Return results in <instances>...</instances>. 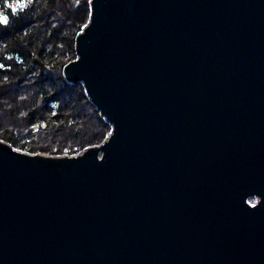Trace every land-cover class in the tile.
<instances>
[{
  "label": "water",
  "instance_id": "obj_1",
  "mask_svg": "<svg viewBox=\"0 0 264 264\" xmlns=\"http://www.w3.org/2000/svg\"><path fill=\"white\" fill-rule=\"evenodd\" d=\"M74 51L110 133L0 140V264H264V0H89Z\"/></svg>",
  "mask_w": 264,
  "mask_h": 264
},
{
  "label": "trees",
  "instance_id": "obj_2",
  "mask_svg": "<svg viewBox=\"0 0 264 264\" xmlns=\"http://www.w3.org/2000/svg\"><path fill=\"white\" fill-rule=\"evenodd\" d=\"M2 2L0 0V7ZM83 7L86 15L84 21H80L77 14ZM88 8L89 0H29L25 9L11 17L9 26L0 29V65L3 66L0 67V89L10 87L26 73L32 80L28 85L35 86L25 105L26 111L21 113L26 118L22 126L32 130L56 126V132L68 126L71 134L77 132L75 126L79 125L78 116L85 106L79 104L80 99L91 103L82 86L78 84L77 91L76 84L64 81L62 73L66 65L75 59L76 35L87 22ZM7 94L8 90L4 95ZM12 102L18 104L14 97ZM35 105L41 107V115L33 114L32 107ZM95 117L101 123L100 139L103 141L110 133V127L97 111ZM19 131L16 128L10 135L0 136V140L16 149H23L25 147L15 141ZM84 147L80 146L79 149ZM75 151L70 150L69 153ZM62 153L59 148L49 154Z\"/></svg>",
  "mask_w": 264,
  "mask_h": 264
},
{
  "label": "rangeland",
  "instance_id": "obj_3",
  "mask_svg": "<svg viewBox=\"0 0 264 264\" xmlns=\"http://www.w3.org/2000/svg\"><path fill=\"white\" fill-rule=\"evenodd\" d=\"M89 9V8H88ZM86 15L85 8H81L79 14H77L80 21H84ZM87 21L89 18V10L87 14ZM87 23V22H86ZM63 78V77H62ZM25 79V80H22ZM65 81V80H64ZM32 82L28 78V74H24L17 79V81L8 86L6 89H0V136L10 135L12 131L19 128V134L15 138V141L21 143L25 148L18 149L19 152L26 153L29 155L40 154L44 156H65L68 157L76 156L80 154L83 150L89 147H99V145L104 141L100 139L102 135V128L99 119L95 117L96 109L91 104H87V100L84 98L80 99L79 104L83 106L84 111L79 113V125L75 126L77 132L75 135L69 132L68 126H63L59 128L60 130L56 132L55 127L43 128V129H30L26 127L24 121L26 118L21 116L22 112H25V105L29 102L28 98L33 93L35 88L34 85H28ZM28 85V87H26ZM75 89L79 91L78 84L75 85ZM8 90V94L4 93ZM12 97L15 98L18 104L14 105L12 102ZM30 99V98H29ZM87 102V103H86ZM40 106H33V114L41 115L42 110ZM94 110V113H92ZM78 113V112H77ZM98 113V112H97ZM15 114V115H14ZM99 114V113H98ZM10 145L8 142L4 141ZM85 145L81 150L80 146ZM11 146V145H10ZM12 147V146H11ZM78 147V148H77ZM17 150L16 148L12 147ZM59 148L62 149L63 153L60 155H50L49 153H54ZM70 150H76L75 153H69ZM40 152H44L40 153Z\"/></svg>",
  "mask_w": 264,
  "mask_h": 264
},
{
  "label": "snow or ice",
  "instance_id": "obj_4",
  "mask_svg": "<svg viewBox=\"0 0 264 264\" xmlns=\"http://www.w3.org/2000/svg\"><path fill=\"white\" fill-rule=\"evenodd\" d=\"M29 0H3L0 7V29L9 26L11 17H15L18 11L25 9ZM0 67H3L0 65ZM16 151H19L18 149ZM252 207H255L252 205Z\"/></svg>",
  "mask_w": 264,
  "mask_h": 264
}]
</instances>
